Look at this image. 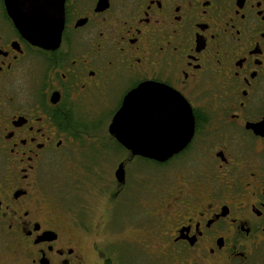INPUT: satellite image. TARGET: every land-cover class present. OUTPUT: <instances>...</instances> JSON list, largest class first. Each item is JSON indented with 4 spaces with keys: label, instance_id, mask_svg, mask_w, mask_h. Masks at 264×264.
Listing matches in <instances>:
<instances>
[{
    "label": "flooded vegetation",
    "instance_id": "1",
    "mask_svg": "<svg viewBox=\"0 0 264 264\" xmlns=\"http://www.w3.org/2000/svg\"><path fill=\"white\" fill-rule=\"evenodd\" d=\"M63 7L39 48L0 0V264H264V0ZM130 94L144 144L183 148L109 134ZM56 168L71 179L50 191Z\"/></svg>",
    "mask_w": 264,
    "mask_h": 264
},
{
    "label": "water",
    "instance_id": "2",
    "mask_svg": "<svg viewBox=\"0 0 264 264\" xmlns=\"http://www.w3.org/2000/svg\"><path fill=\"white\" fill-rule=\"evenodd\" d=\"M10 1L6 0V5L11 17L17 18L15 27L29 42L39 48H51L58 45L63 26L64 0H20L21 3H15L16 11L10 8ZM49 19H55L57 22L24 24L27 21L38 22V20L45 21ZM138 91H141V89L134 92ZM131 97L132 95L130 94L125 99L120 111L114 115L109 126V134L122 142L125 148L131 150L134 154L157 158L158 160H165L168 156L183 148L184 141L166 145L158 143L152 145L144 144L148 138L147 130L145 128L141 130L143 126L139 124L138 118L146 110L142 109V111L138 112L139 114L131 115L130 106L127 104ZM183 110L184 112L187 110L186 103H184ZM131 116L134 119V123L137 124L136 126L140 128L134 129L129 126ZM191 121V118L189 120L187 118V121H185L186 142H188L192 133ZM115 176L118 180H121L122 171L118 169Z\"/></svg>",
    "mask_w": 264,
    "mask_h": 264
},
{
    "label": "rangeland",
    "instance_id": "3",
    "mask_svg": "<svg viewBox=\"0 0 264 264\" xmlns=\"http://www.w3.org/2000/svg\"><path fill=\"white\" fill-rule=\"evenodd\" d=\"M111 156L112 155L110 153H108L105 150L99 149V148L90 149L88 152V160L92 162H96V163H106L109 165L111 164V161H112L110 160ZM62 169L63 168H56V170L50 171L48 173L49 175L46 178V185L50 191H52V188L56 189L57 185L55 184H57V182L61 183L65 178L68 179V181L71 179V177L68 178V176L67 177L65 176L64 170ZM86 239L87 241L92 240V238L90 237H86Z\"/></svg>",
    "mask_w": 264,
    "mask_h": 264
},
{
    "label": "trees",
    "instance_id": "4",
    "mask_svg": "<svg viewBox=\"0 0 264 264\" xmlns=\"http://www.w3.org/2000/svg\"><path fill=\"white\" fill-rule=\"evenodd\" d=\"M107 152L110 153V154L112 155L113 150H112V149H111V150H107ZM114 157H115V156L112 155L111 158H110V160L113 159ZM111 162H113V160H112ZM120 236H121V235H118V237H120Z\"/></svg>",
    "mask_w": 264,
    "mask_h": 264
}]
</instances>
